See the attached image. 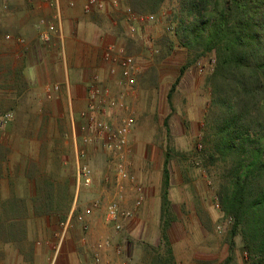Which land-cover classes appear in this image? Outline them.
<instances>
[{
  "label": "rangeland",
  "instance_id": "obj_1",
  "mask_svg": "<svg viewBox=\"0 0 264 264\" xmlns=\"http://www.w3.org/2000/svg\"><path fill=\"white\" fill-rule=\"evenodd\" d=\"M46 2L54 6L50 0ZM17 4H21V1L0 0V57L8 63L12 62L14 67L24 68L26 61L22 56L26 54L29 45L26 41L18 40L23 36L17 35L13 27L7 24L9 20L5 17L14 7L19 6ZM169 13L170 6L166 5L160 13H154L156 15L154 22L138 24L137 34H132L128 30L123 12H117L118 16L111 19L120 28L119 32L124 37L125 41L120 45L136 57L141 69L137 76L134 95L131 94L134 98L132 106L135 111L130 107L129 113L134 117L135 124L129 141V153L124 158L113 156L97 143L84 145L80 120L75 122L76 147L72 146L71 152L69 150L67 153L69 155L67 172L61 170L59 158L47 154V151H41L42 155L29 152L28 155H32L24 157L22 151L17 153L16 144L13 145V142L12 148L5 146L1 140L4 141L8 132L15 133L21 128L22 125L17 122L35 116L38 111L41 112L42 105L35 108L31 104L34 100L43 101L45 94L39 95L34 91L26 66L24 75L28 86L23 89L21 96L17 94L19 92L17 86H9L0 73V200L17 195L26 203V210L23 211L17 229L20 232L18 242L7 239V227L3 226L5 213H0V264H6V260L9 264H15L18 254L22 262H28L33 259L35 245L53 246L54 237L42 241L35 234L39 232L41 226L38 218L44 215L37 214L34 208L35 202L41 199L31 197L34 190L32 184H36L35 192L39 196L37 192H40V189L37 184L48 178L57 181L56 189L61 188L68 193L70 190L73 194L67 216L72 212L73 214L87 212L92 202L99 200V207L93 211L109 228L110 233L96 241L110 238L111 248L114 247L116 251L118 247H122L123 253L121 255L117 253L119 256L128 251V245L131 243L133 248H137L145 241L141 248L145 250V258L149 264H189L192 244L198 239L200 230L207 229L204 223L208 222L209 230L215 233L212 234L216 240L215 249L211 253H195L194 256L198 259L202 257L200 260L209 261L211 264L226 263L229 256V231L233 219L223 216L218 201L219 163L215 165L210 163L205 153V136L210 133L207 125L215 115L214 109L210 110L211 87L207 81L215 66L210 63V58L214 56L202 60L205 65L203 73L198 70L197 64L191 65L185 71L176 85L170 105L168 93L179 77L180 68L186 57L173 33L166 30L171 22ZM40 31L38 37L41 44L45 49L53 48V40L49 45L41 41ZM41 46L39 43L36 47ZM156 48L159 50L158 53H152L151 50ZM21 52L22 54H19ZM7 70L4 67L2 71ZM215 110L217 113L220 112ZM7 112H10L12 117L10 121L3 122L2 117ZM81 149L85 150L86 156H81ZM168 150L171 151L169 196L173 216L168 234L172 254H168L161 240L163 166ZM82 163H88L93 171L92 184L89 186L79 185L78 182V170ZM120 165L136 177L138 184L144 186L146 199L141 207L134 209L132 219L122 222L123 228L117 232L106 220L107 204L117 196V192H123L124 200L127 199L129 207L123 206V202L122 207L133 208V184L128 180H122L118 185L117 167ZM69 179L73 183L71 189ZM119 186H122V189ZM143 208L147 209L149 218L142 221L140 212ZM92 212L86 213L87 228L80 223H75L71 228L74 230L80 227L84 238L91 230ZM135 251L136 249L133 253ZM246 262L242 240L238 235L234 238L233 260L229 264H247ZM111 264H117L116 259Z\"/></svg>",
  "mask_w": 264,
  "mask_h": 264
},
{
  "label": "trees",
  "instance_id": "obj_2",
  "mask_svg": "<svg viewBox=\"0 0 264 264\" xmlns=\"http://www.w3.org/2000/svg\"><path fill=\"white\" fill-rule=\"evenodd\" d=\"M128 4L135 12L153 14L170 6V32L186 57L168 93L170 105L185 71L206 57H215L207 80L210 110L214 109L215 115L207 125L210 133L205 136V153L210 163H219L218 201L223 216L233 219L225 264L233 260L234 238L238 235L246 263L264 264V0H128ZM0 64L5 82L17 86L18 96L23 95L28 86L25 67H14L2 57ZM4 67L8 70L2 71ZM170 161L168 150L161 208V240L168 254H172L168 233L173 221ZM38 188L41 200L35 202L36 213L64 220L73 198L70 190L54 188L49 179ZM25 210L26 203L19 198L0 200L7 239L19 241L17 229ZM204 225L209 228L208 222Z\"/></svg>",
  "mask_w": 264,
  "mask_h": 264
},
{
  "label": "crops",
  "instance_id": "obj_3",
  "mask_svg": "<svg viewBox=\"0 0 264 264\" xmlns=\"http://www.w3.org/2000/svg\"><path fill=\"white\" fill-rule=\"evenodd\" d=\"M20 1L21 4H17L19 6L14 7L5 17L9 20L7 24L13 27L17 35L23 36L22 39L31 47L28 46L26 54L24 53L22 56L26 61L24 67L26 66L30 72L29 77L32 79L34 91L39 95L45 94V97L43 101L41 99L32 101L31 105L35 108L42 105L41 112L38 111L37 113L39 115L36 114L17 122L24 127L21 126L15 133L8 132L4 141L1 140V142H4L5 146L9 148L16 144L17 153L22 151L24 157L32 155H28L29 152L39 155L41 151H47V154L59 158L61 170L67 172L69 169L67 166L69 155L67 153L69 150L71 152V147H76L77 144L75 122L79 120V112L86 108L87 84L96 71L105 70L106 64L103 61L102 52L108 45L106 42L116 41L117 44H122L125 41L120 34V28L111 21L114 16H118V10L105 13H86L84 11L85 0H58L53 7L47 4V0ZM72 2L74 5H71ZM121 2L128 5V0H121ZM49 23H54L57 30L53 34V48L45 49L39 41L38 33ZM39 43L40 46L42 45L41 48L36 47ZM118 76L117 74L110 82L114 95L120 89L117 84ZM49 85L58 88L48 91ZM133 95L126 99L128 109L122 112L124 115L129 113L130 107L135 111L132 106L134 103ZM67 131L69 133H66ZM10 180L12 181V178ZM50 181L56 188L57 181ZM40 183L38 182L39 185ZM69 183L71 189L73 183L70 179ZM32 185L34 190L31 197L37 199L36 184ZM14 197L19 198L17 195ZM123 206L129 207L127 199L123 201ZM69 216L62 221L47 215L39 217L38 222L41 226L38 229L39 232L35 234L42 241L54 237L53 246L41 244L37 247L35 245L33 259L22 262L18 254L15 264H95L92 259V244L90 245V243H94L99 237L109 235V228L101 222L100 217L93 211L90 216L91 230L86 238L83 237L81 228L77 227L74 230L69 229L65 236L60 239L58 236L60 232L58 231H61V223ZM140 217L142 221L149 218L146 208L140 212ZM212 234L215 233L211 232L209 228L200 230V235H198L200 240L196 239V242L192 244L189 264H211L209 261L200 260L202 257L196 258L194 254L213 252L216 240ZM145 243V241L142 242V244ZM142 244L133 248V243H131L128 245V251L122 256L117 255L114 247L108 249L104 252L106 258L102 264H111L114 259H116L117 264L121 260H126L128 264H149L145 258V250L141 248L143 247ZM194 247L201 249L195 250ZM135 249L136 251L133 253ZM6 264H9L7 260Z\"/></svg>",
  "mask_w": 264,
  "mask_h": 264
},
{
  "label": "built area",
  "instance_id": "obj_4",
  "mask_svg": "<svg viewBox=\"0 0 264 264\" xmlns=\"http://www.w3.org/2000/svg\"><path fill=\"white\" fill-rule=\"evenodd\" d=\"M58 0H50L52 5H56ZM71 5H74L72 2ZM118 10L123 12L124 21L128 30L132 34L138 33V24L154 22L156 15L153 13L135 12L130 6L122 4L121 0H85L84 11L86 13H105ZM57 27L54 23H49L40 31V39L44 44H50ZM166 30H173L171 25H167ZM20 42H24L19 38ZM158 49H152V53H158ZM102 58L106 64L105 70L96 71L86 87V108L79 113L80 128L82 131V141L84 145L99 144L103 149L120 158H124L129 153V141L135 119L130 113L124 115L122 112L128 109L126 99L134 93L137 85V76L140 72L135 57L129 54L126 48L117 43H109L102 52ZM215 57L210 58V63L215 65ZM198 70L203 73L205 65L202 60L197 63ZM107 75H106V74ZM119 75L117 84L120 89L116 95L113 94L111 80ZM58 88L48 86V91ZM12 114L7 112L3 115V122L10 121ZM81 156H86L84 149L80 150ZM118 185L122 180L130 181L133 186V208H123V192H117V196L110 200L106 206V220L114 229L119 232L123 228V221L132 219L134 209L141 207L146 199L144 186L138 184L136 177L130 174L123 165L117 167ZM93 171L88 163H82L78 170L79 185L89 186L92 184ZM122 189V186H119ZM121 191V190H120ZM99 200L92 202L87 208V212L70 214L69 218L61 223V232L58 235L62 239L66 232L75 223H80L87 228L86 213L92 212L99 207ZM112 247L110 238H102L91 245L92 259L95 264H102L105 260L104 252ZM117 253H123L122 247L116 249ZM119 264H128L122 260Z\"/></svg>",
  "mask_w": 264,
  "mask_h": 264
}]
</instances>
